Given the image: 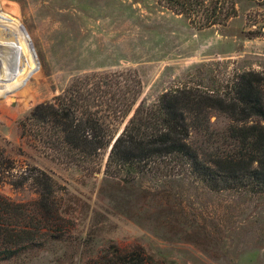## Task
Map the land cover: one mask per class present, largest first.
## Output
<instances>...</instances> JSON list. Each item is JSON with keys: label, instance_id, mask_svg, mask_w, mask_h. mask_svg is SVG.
I'll return each mask as SVG.
<instances>
[{"label": "rangeland", "instance_id": "rangeland-1", "mask_svg": "<svg viewBox=\"0 0 264 264\" xmlns=\"http://www.w3.org/2000/svg\"><path fill=\"white\" fill-rule=\"evenodd\" d=\"M225 2L235 3L236 15L201 28L159 0H0V148L11 161L0 163V196L37 199L32 177L43 170L63 216L52 238L0 264H89L110 244L139 246L165 264H264V192L168 177L167 161L158 174L123 169L113 177L105 172L109 150L74 164L21 137L32 109L85 73H135L145 105L173 89L230 92L245 71L264 77V0ZM208 115V131L192 130L190 145L233 153L229 117ZM108 121L115 132L127 119Z\"/></svg>", "mask_w": 264, "mask_h": 264}, {"label": "trees", "instance_id": "trees-1", "mask_svg": "<svg viewBox=\"0 0 264 264\" xmlns=\"http://www.w3.org/2000/svg\"><path fill=\"white\" fill-rule=\"evenodd\" d=\"M159 1L201 28L223 24L236 15L235 3L225 0ZM131 76L134 79L129 82ZM263 84L259 73L245 71L232 83V92L173 89L157 103L145 105L139 101L142 86L135 73H85L75 77L62 94L37 104L21 122V137L29 139L30 145H47L74 164L89 162L101 150H109L105 172L113 177H119L123 169L134 176L151 170L158 174L161 163L167 161L168 177L192 174L211 190L249 186L264 192ZM211 109L229 117L226 136L233 141V153L219 155L190 145L192 130L208 131ZM107 118L127 122L121 131L111 132ZM253 118L260 122L249 123ZM10 162L0 148V163L10 167ZM37 173L32 177L37 199L21 203L0 196V260L13 257L20 248L39 245L42 236L52 238L53 227L63 220L55 181L43 170ZM89 264L165 263L139 246L110 244Z\"/></svg>", "mask_w": 264, "mask_h": 264}]
</instances>
